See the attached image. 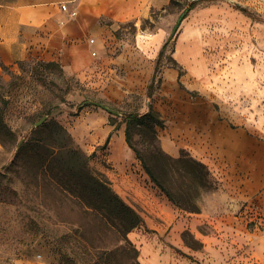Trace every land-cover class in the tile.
Returning a JSON list of instances; mask_svg holds the SVG:
<instances>
[{
	"label": "rangeland",
	"instance_id": "374dc122",
	"mask_svg": "<svg viewBox=\"0 0 264 264\" xmlns=\"http://www.w3.org/2000/svg\"><path fill=\"white\" fill-rule=\"evenodd\" d=\"M100 26L76 47H37L0 69L14 133L0 140V264H95L96 255L106 264L115 249L133 264H264V0H163L147 18H102ZM168 42L167 66L153 82ZM90 102L160 113L162 149L191 154L215 180L200 212L170 202L128 145L121 114ZM45 117L92 155V169L142 225L122 236L54 183L35 184L31 154L21 149L53 144L47 128L32 132Z\"/></svg>",
	"mask_w": 264,
	"mask_h": 264
},
{
	"label": "trees",
	"instance_id": "16d2710c",
	"mask_svg": "<svg viewBox=\"0 0 264 264\" xmlns=\"http://www.w3.org/2000/svg\"><path fill=\"white\" fill-rule=\"evenodd\" d=\"M197 4L191 3L184 15L192 11ZM116 34L118 36V33ZM168 45L169 42L159 54L153 82L167 66L165 54ZM45 66L51 69L58 64L50 62ZM5 96V92L0 89L1 141L14 134L5 121V110L9 102ZM151 96L149 94V97ZM119 113L126 122V141L142 162L143 169L151 181L178 208L192 213L200 212L197 202L202 192L216 189L215 180L208 167L187 152H181L178 157H174L162 149L158 129L165 127V120L154 109L150 108L144 113ZM43 123L32 132L40 133L47 128L53 144L28 143L21 149L27 148L31 154L29 168L35 184L38 185L40 179L54 183L62 193L77 199L84 207L102 218L110 229L121 233L122 236L142 225V216L114 191L108 177L92 169V155L88 156L75 146L71 136L58 123ZM135 130L144 136L141 148L134 143ZM118 254L119 249L112 250L108 254L109 261L106 264H133L129 262L127 254H122L121 258ZM96 256L95 264H101L99 256ZM92 260L93 258L88 259L84 264H92Z\"/></svg>",
	"mask_w": 264,
	"mask_h": 264
},
{
	"label": "crops",
	"instance_id": "0c3cea01",
	"mask_svg": "<svg viewBox=\"0 0 264 264\" xmlns=\"http://www.w3.org/2000/svg\"><path fill=\"white\" fill-rule=\"evenodd\" d=\"M162 6L163 0H0V69L16 67L37 47H76L101 30L102 18L138 21ZM155 260L161 264V259Z\"/></svg>",
	"mask_w": 264,
	"mask_h": 264
},
{
	"label": "water",
	"instance_id": "95a60500",
	"mask_svg": "<svg viewBox=\"0 0 264 264\" xmlns=\"http://www.w3.org/2000/svg\"><path fill=\"white\" fill-rule=\"evenodd\" d=\"M181 23H182V19L177 23V25H176V27H175L173 33H172V36L175 35V33L177 32V30H178V28L180 27ZM90 104H94V105H96V106H98V107H101V108H103L104 110H106L107 112H109L110 114H113V115H116V116H120V113L117 112V111H115V110H113L112 108L106 107V106L101 105V104H98V103H92V102H90ZM45 120H46V117H45L42 121H40V122L36 125V127L40 126Z\"/></svg>",
	"mask_w": 264,
	"mask_h": 264
},
{
	"label": "built area",
	"instance_id": "2783aa9c",
	"mask_svg": "<svg viewBox=\"0 0 264 264\" xmlns=\"http://www.w3.org/2000/svg\"><path fill=\"white\" fill-rule=\"evenodd\" d=\"M91 42H93V41H91Z\"/></svg>",
	"mask_w": 264,
	"mask_h": 264
}]
</instances>
